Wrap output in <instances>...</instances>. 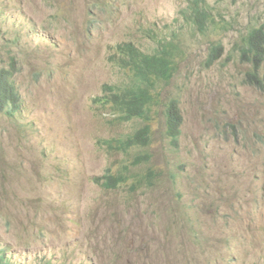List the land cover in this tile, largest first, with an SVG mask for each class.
<instances>
[{"label":"rangeland","instance_id":"1","mask_svg":"<svg viewBox=\"0 0 264 264\" xmlns=\"http://www.w3.org/2000/svg\"><path fill=\"white\" fill-rule=\"evenodd\" d=\"M197 3L216 21L204 34ZM263 23L264 0H0V73L17 93L0 106V255L264 264V88L243 83L251 68L240 55ZM176 33L188 57L158 82L151 144L127 154L96 145L146 125L119 120L100 98L134 79L120 44L150 54ZM219 42L223 56L209 66ZM173 97L184 116L177 147L165 121ZM108 168L125 177L117 188L95 182Z\"/></svg>","mask_w":264,"mask_h":264},{"label":"trees","instance_id":"2","mask_svg":"<svg viewBox=\"0 0 264 264\" xmlns=\"http://www.w3.org/2000/svg\"><path fill=\"white\" fill-rule=\"evenodd\" d=\"M238 1V0H233ZM202 13V14H201ZM201 14V18L199 15ZM211 14L207 9L198 5L194 11L195 21L199 24L200 30L206 32L209 30L210 24L215 28ZM195 22V23H196ZM217 30L220 27H216ZM123 45V51L127 55L125 65H122L127 70L131 71L134 79L129 86H126L118 91H113L109 98L100 97L101 100L109 99L112 109L120 112L126 120L143 119L146 125L137 130L132 138V144H140L146 146L151 139L150 117L152 116V105L154 102L161 100V95L157 90L158 82L170 81L177 71L178 65L176 60L180 58L181 43L178 41L164 39L154 54H146L139 50L135 45L130 43ZM264 25L263 27L255 28L245 38V56L252 58L258 63L264 62ZM214 53V51H213ZM212 53V54H213ZM222 55V49L212 59L217 60ZM259 67V66H257ZM0 77V105L9 107V102L16 100L12 97L11 85L6 81H2ZM177 99H172L165 110V121L168 128V134L173 137V144H177V135L180 132L182 122V114L178 106ZM120 177L111 179L107 177L106 186L114 188L119 183ZM0 264H10L5 257L0 255Z\"/></svg>","mask_w":264,"mask_h":264},{"label":"clouds","instance_id":"3","mask_svg":"<svg viewBox=\"0 0 264 264\" xmlns=\"http://www.w3.org/2000/svg\"><path fill=\"white\" fill-rule=\"evenodd\" d=\"M231 1H233V0H231ZM238 1H240V0H238ZM238 1H233V2H238ZM198 5L200 6V7H202V8H205V9H207L206 7H204L203 5H201V4H199V3H197L196 4V6L194 7V9H193V11H192V13H191V15H192V17H193V21H194V25H195V27L197 28V30H199V32L200 33H202V34H204L201 30H200V28H199V24L195 21V18H194V11H195V8H197L198 7ZM207 11H208V9H207ZM209 12V11H208ZM210 13V12H209ZM202 14V13H201ZM201 14L199 15V18H201ZM211 14V13H210ZM188 17V16H187ZM189 18V17H188ZM211 20H212V22H213V16H212V14H211ZM196 22V23H195ZM214 22H216L215 20H214ZM214 22H213V24H214ZM263 25H264V23L260 26V27H263ZM215 26V25H214ZM210 27H213V25L212 24H210V26H209V28ZM217 30V29H216ZM253 30V29H252ZM252 30L250 31V32H252ZM249 32V33H250ZM249 35V34H248ZM247 35V36H248ZM247 36H245L244 38H243V41H241V46H240V55H241V58H242V62H244V63H246V64H248L249 66H250V73H249V75L247 76V78H245V79H243V83L244 84H246V85H249V86H252V87H256V88H264V76H262L261 75V73H260V69H261V67H263V65H264V62L263 63H258L257 61H254L252 58H248L247 56H245V38L247 37ZM164 39H168V40H173V41H178L179 43H181V50H180V58L179 59H177L176 60V62H177V66H176V68H177V71L175 72V75H174V77L177 75V73H178V71H179V66H180V61H184L187 57H188V51L185 49V45H183V43H182V40H180L179 38H178V36H177V33H176V35H171V36H167V37H165V38H163V39H159V44H160V42H161V40H164ZM130 44H132V43H130ZM134 45V44H133ZM159 47V46H158ZM220 48L222 49V55L220 56V58L223 56V53H224V44L222 43V42H219V43H216V45L214 46V48L212 49V51H211V53L209 54V57H208V65L209 66H211L212 64H213V62H215L216 60H214V59H212L213 57H212V55L215 57L216 55H217V53L220 51ZM263 48H264V46H263ZM139 49V48H138ZM158 49V48H157ZM156 49V50H157ZM140 50V49H139ZM156 50L153 52V53H150V54H154L155 52H156ZM213 51H214V53H213ZM142 52H144V51H142ZM144 53H146V54H149V53H147V52H144ZM213 53V54H212ZM220 58H218V59H220ZM217 59V60H218ZM257 66H259V67H257ZM0 77L2 78L1 80L2 81H6L9 85H11V92L10 93H12V97H14V99H15V97L17 98V93H16V90L13 88V86H12V84L11 83H9V79H10V77H8L7 75H5V74H3V73H0ZM173 77V78H174ZM162 82V81H161ZM167 83H169L170 81H166ZM98 98V97H97ZM96 98V99H97ZM177 99L176 97H173V98H171V100L172 99ZM170 100V101H171ZM13 101V98H12V100L10 101V102H12ZM14 101H16V100H14ZM169 101V102H170ZM178 103V106L180 107V111H181V114H182V122H181V126H180V132H179V134L176 136L177 137V144L176 145H174L173 144V142H172V140H173V137H171L169 134H168V132H167V134L170 136V138H171V144H172V146H174V147H177L178 145H179V143H180V138H181V135H182V126H183V123H184V116H183V112H182V108H181V106H180V104H179V100L177 99L176 100ZM10 102H9V104H10ZM168 102V103H169ZM0 106H3L2 104L0 105ZM13 107H15V105H12V108ZM9 108L7 107V109H6V111L8 110ZM111 112H113L114 114H117L118 116H119V120H124V121H131V120H126L125 118H124V116L119 112H117V111H115V110H113V111H111ZM137 130H135L133 133H130V136H132V135H134L135 134V132H136ZM167 131H168V128H167ZM218 132L220 133L221 132V129H219L218 128ZM226 135H228V134H226ZM152 139H153V137L151 136V139L149 140V144H151V142H152ZM131 140H132V138L131 137H128L127 139H121V138H119V139H117V138H115V136H113V137H111V138H105V139H99V141H97L96 139H95V144L97 145V143L99 142V144H100V146H107V150H109V151H112V153L113 154H117L118 152H121V153H130L131 152V150L133 149V148H136V147H143L142 145H140L139 143L138 144H132V142H131ZM148 144V145H149ZM148 145H146V146H148ZM139 162H142L143 160H144V157H142L141 155H140V157H139ZM113 170H111V169H106V171H105V173L106 174H104V175H100V176H96L95 177V182H97V183H103V184H105L106 183V181H107V177H110L111 179H113V178H116V177H120L119 179V183L117 184V186H119L120 184H122L124 181H125V177L124 176H114V175H110V172H112ZM153 172V171H152ZM161 179H159V181H160ZM105 186H106V184H105ZM117 186L116 187H114V188H117ZM107 187V186H106ZM107 188H109V187H107ZM114 188H110V189H114ZM217 211V210H216Z\"/></svg>","mask_w":264,"mask_h":264}]
</instances>
